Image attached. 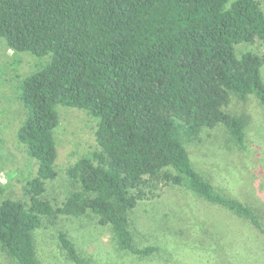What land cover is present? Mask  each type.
Returning a JSON list of instances; mask_svg holds the SVG:
<instances>
[{"label":"trees","instance_id":"1","mask_svg":"<svg viewBox=\"0 0 264 264\" xmlns=\"http://www.w3.org/2000/svg\"><path fill=\"white\" fill-rule=\"evenodd\" d=\"M47 60L25 76L19 98L26 115L18 140L37 162L26 200L0 203V252L17 264H40L35 230L57 213L88 211L110 225L120 249L141 257L130 212L144 186L167 182L247 219L264 235L250 204L219 191L197 170L186 143L203 128L223 125L242 150L247 121L226 107L232 94L264 105V54L236 45L264 40L257 0H0V39ZM59 104L98 119V149L68 168L74 185L55 208L45 197L57 176ZM70 261L84 264L60 231Z\"/></svg>","mask_w":264,"mask_h":264},{"label":"rangeland","instance_id":"2","mask_svg":"<svg viewBox=\"0 0 264 264\" xmlns=\"http://www.w3.org/2000/svg\"><path fill=\"white\" fill-rule=\"evenodd\" d=\"M257 1L264 10V0ZM235 47L239 56L249 50L264 54L260 38ZM46 57L14 50L0 39V203L7 198L26 200L24 186L37 172L36 160L17 138L26 115L19 85ZM262 74L264 78V67ZM226 110L246 119V150L237 146L223 125L203 128L186 146L194 167L219 191L250 204L264 219V105L254 96L243 99L232 94ZM57 111V176L48 181L44 194L55 208L74 189L69 166L99 147L96 117L62 104ZM142 190L143 197L130 212V226L138 246L155 245L157 252L141 257L120 249L110 225L101 224L91 211L57 213L44 218L35 230L40 264H75L60 246V231L75 243L84 264H264V235L247 219L185 186L154 181ZM0 264L17 263L0 252Z\"/></svg>","mask_w":264,"mask_h":264}]
</instances>
